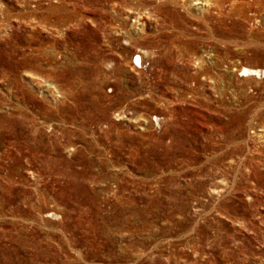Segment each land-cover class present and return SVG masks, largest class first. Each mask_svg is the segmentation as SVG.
Masks as SVG:
<instances>
[{
  "label": "rangeland",
  "instance_id": "rangeland-1",
  "mask_svg": "<svg viewBox=\"0 0 264 264\" xmlns=\"http://www.w3.org/2000/svg\"><path fill=\"white\" fill-rule=\"evenodd\" d=\"M0 264H264V0H0Z\"/></svg>",
  "mask_w": 264,
  "mask_h": 264
},
{
  "label": "bare ground",
  "instance_id": "bare-ground-1",
  "mask_svg": "<svg viewBox=\"0 0 264 264\" xmlns=\"http://www.w3.org/2000/svg\"><path fill=\"white\" fill-rule=\"evenodd\" d=\"M137 61L140 63V56L137 55ZM243 71L244 72H248L247 74H250V73H259V70L258 69H253V68H249V67H243Z\"/></svg>",
  "mask_w": 264,
  "mask_h": 264
}]
</instances>
